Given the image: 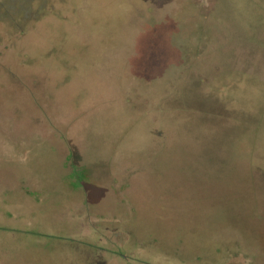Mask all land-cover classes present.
<instances>
[{
    "label": "rangeland",
    "instance_id": "obj_1",
    "mask_svg": "<svg viewBox=\"0 0 264 264\" xmlns=\"http://www.w3.org/2000/svg\"><path fill=\"white\" fill-rule=\"evenodd\" d=\"M0 264H264V0H0Z\"/></svg>",
    "mask_w": 264,
    "mask_h": 264
},
{
    "label": "water",
    "instance_id": "obj_2",
    "mask_svg": "<svg viewBox=\"0 0 264 264\" xmlns=\"http://www.w3.org/2000/svg\"><path fill=\"white\" fill-rule=\"evenodd\" d=\"M143 1H147V0H143ZM151 1V0H150ZM172 0H158L157 3H154L156 7L160 8L163 5L170 3Z\"/></svg>",
    "mask_w": 264,
    "mask_h": 264
},
{
    "label": "flooded vegetation",
    "instance_id": "obj_3",
    "mask_svg": "<svg viewBox=\"0 0 264 264\" xmlns=\"http://www.w3.org/2000/svg\"><path fill=\"white\" fill-rule=\"evenodd\" d=\"M149 1H150V0H149ZM150 2H151V3H157L158 0H151Z\"/></svg>",
    "mask_w": 264,
    "mask_h": 264
}]
</instances>
